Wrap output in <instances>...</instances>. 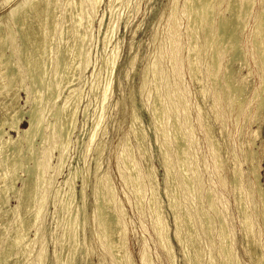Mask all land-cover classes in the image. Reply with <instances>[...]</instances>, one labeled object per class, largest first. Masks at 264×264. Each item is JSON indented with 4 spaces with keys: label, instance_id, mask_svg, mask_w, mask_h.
Wrapping results in <instances>:
<instances>
[{
    "label": "bare ground",
    "instance_id": "bare-ground-1",
    "mask_svg": "<svg viewBox=\"0 0 264 264\" xmlns=\"http://www.w3.org/2000/svg\"><path fill=\"white\" fill-rule=\"evenodd\" d=\"M13 1L14 0H3L0 8L3 5H11ZM104 1L106 0H18L10 6L7 15L4 17L8 19L7 23H2L4 22L2 20L3 18H0V95L3 101L2 104L4 105V115L0 121V173H2L1 175L4 173L3 176L0 175L1 179L4 181L0 189V212L4 209L6 210L8 207L10 201L8 194L19 190L17 192L18 196L16 195L19 204L14 208L17 214L19 212L21 213L18 227H16L12 234L10 233L3 244H0V264H10V260L13 258H15V260L11 262V264H19L21 260H23V256L27 250H29L30 247L32 248L31 241L28 238V234H30L29 230L31 228L33 229L35 226L38 227L37 225L40 224L41 213H43L47 199L54 188L55 181H57L56 178H60L59 176L61 173L63 174L64 167L66 168L68 164L67 161L70 156L69 148L73 142V135L77 130L76 128L79 123L78 119L82 118L83 120H88L89 118V110L92 106L91 104H82L81 91L84 85L83 82H85V77L88 78V76L85 75L88 71L90 72V69L93 67L89 53L94 34V19L91 16V12L97 15ZM122 1L123 0H107V5L110 9L108 11L111 15L103 39V48L106 50L112 43L116 33L118 8ZM256 7H258V9H256ZM104 14L103 16L106 17L107 14ZM250 18L254 19V24L247 41L252 44L251 52L253 56H251L254 59L255 67L259 71L261 84L260 90L255 93L249 103L253 104L256 101V113L259 114L264 109V0H173L170 16L168 18V33L170 38L166 54L164 53L165 51H160L159 54L157 53L158 56L157 58L155 57L156 60L153 61L154 63H151L152 66L147 68L143 74L142 86L140 88L142 94L145 89H148V87H146L147 85L150 88V85L147 83V77L148 80L150 79L148 74L151 71L154 74V88H156L154 90H156V92L155 94L153 93L155 95L153 96L154 100L153 103H150L152 105L148 111L149 115L152 117V125L150 126L154 128L157 134L156 136L158 138L155 137L157 139L156 143L159 142V152L161 153L160 155L163 161L162 167L165 172L164 195L168 201V209H170L174 215V220L172 218L174 230L171 234L170 226L164 217L163 209L158 198V191L156 192L153 189L149 192L150 196L147 199V203L153 218V225H151L153 226L152 228L154 229L158 244L161 246L159 247L163 249V253L164 251L167 252L172 263H176L175 260H177L174 253V244L172 242L174 237L181 248V256H183L187 264H214L213 254L211 250L209 251V249H207L210 245L206 247L210 253L208 254L210 260L206 261L204 257H206L207 252L203 249L204 247H200L197 242V237H200L199 231L195 229L196 219H198L199 227L204 229L206 234L208 233L210 235V238L215 234L213 233V229H218V231L215 230V232H218L216 239H218L217 249L219 252L217 254L220 256L219 264H240V261H238L236 257L237 255L234 254V248L236 247H234L232 242V233L230 234L231 228H229L227 221L228 217H226L227 215L224 213V209H226L224 208L225 205L223 206L224 209L219 207L221 202L217 198V193L212 188L206 187L203 181L204 176L201 171L202 169L200 170V167L203 165L200 167L198 165L197 151L199 152V150L196 151L197 145L195 146V141L198 140H195L196 126L193 123L194 119L192 120V110L186 92L188 90L186 88L184 89V85H182L181 82L183 75L179 70V65L180 63L188 61L191 79H197L196 76L202 68L205 67L207 69L209 80L212 82L213 88H215L214 95L219 99V106H225L226 112L229 115L231 114L232 118H235L234 121L237 122L235 123L236 126H238V122L245 113V93L247 90V88H245V80L248 77L251 78L254 76V69L243 47V37L249 25L248 19ZM103 19L105 20V18ZM103 19L102 21L100 20L101 22L99 23L100 33H102L101 28L103 27V22H105ZM184 21L185 26L183 24ZM118 47L119 44L116 42L113 49L110 50L109 54L104 59L101 72L96 73V71H93L91 75V79H93L91 84L94 98L98 101V104L101 103L102 107L99 112V107L95 109L94 114L91 115L93 127L89 134V147L96 142L98 132H100V126L105 121L104 111L109 97L112 96L111 94L113 93V77L115 76L114 73L119 59L118 54L120 52H118V49L121 48ZM184 50L188 51V54L186 53L188 55L187 57L184 56ZM164 56L170 58V65L168 68L164 66ZM204 61L206 62L205 64ZM235 63H239L241 67H246L248 69V73L246 76L242 77V81L237 80L235 77L236 73L233 68ZM148 66H150V64ZM167 69H172L173 74L168 72ZM222 71L224 72L223 79L220 78V73ZM167 72L170 73L173 76V80H175V82H173L174 84L172 83L173 85L170 81L171 75ZM103 74L107 75L105 79L102 78ZM149 75H151V73ZM97 79H100L101 83L103 80V85H100L102 88L97 84ZM17 83H19V85H17ZM218 86L224 89V94L222 96L220 95ZM21 90L25 91L27 95V101L25 102H27V104L29 103V106L31 104L30 109L26 112L22 111L21 107L18 106V93ZM65 90L69 92L67 96L63 94ZM147 91L145 93H147ZM147 94L149 99V93ZM150 95H152V93H150ZM146 101L150 102L152 100L148 101L146 99ZM133 103L134 111L132 115L131 131L137 143L135 145H138L137 151L146 153L148 152L146 149L148 147L145 143L147 140L146 129L142 123V117L138 113L140 110H138V106L136 105L138 102L134 101ZM251 104L249 105L251 106ZM216 107L217 106L214 105L215 109ZM249 113H251V110H249ZM206 117L204 113H200L198 114L197 121L200 126L205 128L206 132L210 134L212 129L207 122L208 117ZM23 124H27V126L23 127ZM223 127L224 129L226 128L225 120L222 122V128ZM241 132L242 130L240 133ZM13 133L16 134V137L11 135ZM122 142L124 143L120 154L121 164L128 173V179L132 184L135 200H137L139 206H146L144 202L145 191L147 189L145 190L144 187L146 185L144 186L142 184L141 171H139L138 163L133 154L134 150L132 151L130 139L127 137L125 141L123 139ZM217 146H219V144L215 146V150L218 148ZM210 147H212V145H210ZM88 150L90 149L88 148ZM97 150L100 152L101 147H97ZM215 150L213 153L212 148V153L214 154L212 167L216 174L218 173L221 185L225 186V177H223L225 171L223 174L221 173L225 167V160L221 157L219 149L217 152L220 154ZM99 152L97 153L100 157ZM54 158L55 161H53ZM252 158H254V154ZM96 165L97 169L102 167L99 168L100 164L96 163ZM152 169L154 170V168L151 167L148 171L150 173V175H148L151 176L149 179H151L152 183L148 182L153 186L155 184V180H153L155 174ZM241 169V165L240 167L236 165L232 169V181L236 186L235 190L239 187L240 179L243 177V174L242 177L240 176ZM20 171L24 173V176H19L18 173ZM78 171L77 169L76 172H70L69 178L66 179L65 183L67 186L66 191H64L65 194L64 196L61 194L63 198L61 201H58V203H60L59 210L61 212V216L59 215L60 218L57 219L59 220L58 226H61L64 232V235H62L63 239H60V246L62 247H59L60 249L63 248L66 250L67 253L65 252V256L62 258L56 259L58 261L56 264L75 263V258L82 248V243H80L78 239V230L80 231L81 227L84 225L80 219V214L83 209L81 213L80 211L77 213L74 212L77 208L74 180L77 179ZM119 171L122 172L121 169ZM252 174L254 175L256 192H254L251 184L248 183L246 189L241 188L238 192L236 191L237 194L234 196L239 212L238 214L246 230L245 237L254 239L253 227L255 226L252 218L253 211L248 207L249 203L247 204L244 193H248V201L253 203L256 208L257 205L254 203L253 195L258 193L262 203V212L264 213V190L260 184V175L256 166L253 167ZM125 177L124 175V178ZM108 178L109 177L105 176L107 181L106 185L102 186L100 183L102 187L94 192L96 196L94 218L98 221L94 222L99 223L98 228L100 230V234H97L99 236L98 240H100V244L102 243V247L107 249V253L111 256L110 258L116 261V264H135V261L133 262L130 259V255L128 258L127 252L122 251L121 253H124L123 256L120 255V257H118V252L124 250L123 248L127 246V228L122 221L126 215V211L124 210L125 208L123 209V204L120 202L118 203L119 198L117 200L118 195L116 196V191L112 186V179H110V181ZM19 181L22 182V188L17 190L16 183ZM125 184H128L127 180ZM159 186L158 184L157 187ZM209 186L213 187L212 185ZM227 187L225 186L224 188L226 189ZM147 195L148 193L146 196ZM55 196H57V194ZM53 198L55 199V197ZM183 201L189 202V206L192 202V204H194L193 206L200 204L199 206L201 207H195L197 209L195 210L196 217L191 212L192 208L190 209L187 207V204L184 205ZM11 209H13V207ZM78 210H80L79 206L77 211ZM228 210L226 209L227 212ZM17 214L15 213V215ZM27 215L28 217H26ZM5 216L6 215H4V217ZM14 218H16V216ZM86 221H88V219H86L85 222ZM11 224L7 226L9 227L8 229L11 228ZM6 225H8V223H6ZM243 226H241L242 229ZM13 227H15V225ZM36 227L35 229L38 230L39 227ZM40 228L42 227L40 226ZM37 230H35L36 233ZM40 231H42V229H40ZM8 232L6 234H8ZM4 236L5 235H3V237ZM1 238L2 236L0 234V240ZM214 238L213 241L211 239L209 241L208 239V242H213L215 244ZM58 240L56 241L58 242ZM34 241H36L35 243L37 244V240L35 239ZM233 241H235V239ZM213 243H211L212 248L216 247L212 246ZM251 243L253 242L251 241ZM41 246L40 244V248ZM253 246L252 244V247ZM35 249H32L33 252L30 249V256L31 253H34ZM44 253V249H41L38 253V264L44 263V255H46V253ZM84 253H88V251ZM255 254L257 255V253ZM149 255L150 254H148L144 247L140 254V263L153 264L151 262V256ZM258 259L257 261L261 260ZM204 260L206 262H204Z\"/></svg>",
    "mask_w": 264,
    "mask_h": 264
},
{
    "label": "rangeland",
    "instance_id": "rangeland-1",
    "mask_svg": "<svg viewBox=\"0 0 264 264\" xmlns=\"http://www.w3.org/2000/svg\"><path fill=\"white\" fill-rule=\"evenodd\" d=\"M16 1H18V0H14L13 3H11V5H13ZM2 2H3V0H0V5ZM172 3H173V0H123L121 2V4H119V8H118L119 11L117 14V23H118L117 29H116V33H115V36H114L112 43L108 46L109 51H108V49L106 50L105 48H103L104 47V44H103L104 43V41H103L104 33H105L107 26L110 22L109 17L111 15V13L108 11L110 9L107 5L108 4L107 0L103 2L100 9L98 10L97 15L94 14L93 12H91V16L94 19V31H93L94 34H93V38H92V46L90 48L89 53H90V59H91V62L93 64L92 65L93 67L90 69V72L88 71L89 73L87 72V74L85 75V76H88V78L85 77V79H84L85 82H83L84 85H83V88L81 91V96H82V100H83L82 104H84V103H85L84 105L91 104V106H92V107H90V110H89L90 115H89L88 120L87 119L83 120L82 118L78 119L79 123H78L77 128H76L77 130H76V133L73 135V138H72L73 142L71 143L70 148H69V155L70 156H69V160L67 161L68 164L66 163L67 164L66 168L64 167L63 174L61 173V175L59 176L60 178H58V177L56 178L57 181H55V185L53 188L55 191L52 189V192L48 197L49 200L47 199V203L45 205L43 213H41L42 216L40 217V220H41V221H39L40 224L37 225L39 228L35 226L36 228H38V230L35 229V227H33V229L32 228L30 229L31 232L29 230L30 234H28L29 235L28 238L31 241L32 248L30 247L29 250H27V252L23 256V260H21V262L19 264H21L22 262H23L22 264H24V263L25 264H29V263L30 264H32V263L38 264L37 255L41 249H44V252L46 253V255H44L45 261H43L44 262L43 264H56V263H58V261L56 259L62 258L67 253V251L64 250L63 248L60 249V247H62V246H60L61 245L60 241L63 239L62 235H64V232L62 230L63 228L61 229V226H58L59 220H57V219L60 218V216H61V212L59 210L60 209V207H59L60 203H58V201H61L63 198L61 194H63V196L65 194L64 191H66V189H67V186L65 183H66V179L69 178L70 172L71 171L76 172L77 169L79 170L78 176L76 177L77 179L74 180V185H75V189H76L75 194L77 196L76 197L77 208L74 210V212L77 213L80 211V213H81V211L83 209L82 213L80 214V219L84 225L86 223L87 224L85 225V227L83 225L81 227L80 231L78 230V233H79L78 239L80 240V243H82L81 244L82 248H81V251L79 252V254L77 255L78 257L76 256V258H75L76 264H116L115 263L116 261L113 260V258H110L111 256L107 253V249L105 247H102V245H101L102 243L100 244V242H99L100 240H98L99 239L98 235L100 234L99 233L100 230L98 228L99 223H96L98 221H96L94 218V210H95V206H96L95 205L96 196L94 195L95 194L94 192H96L95 190L106 185L107 181L105 179V176L109 177L108 178L109 180L112 179V181L111 180L110 181L113 182V185H112V183H111V185L114 187V189L116 191L115 192L116 196L118 195L117 196V200L119 198L118 203L120 202L121 204H123L122 205L123 209L125 208L124 210L126 211L125 217L127 216L126 218L124 217L122 220L123 223L125 224L124 226H126V228H127V229L125 228L126 233H127L126 234L127 235L126 236V242H127L126 245L127 246L125 248H123L124 250H121L120 252H118V254H119L118 257H120V255L123 256L124 253H121L122 251L127 252L126 254L128 255V258L130 255V259L133 262L135 261L134 262L135 264H141L140 263L141 262L140 261V254H141V251L143 250V248L145 247L148 254H150L149 256H151V259H152L151 262L153 264H187V262L185 261L183 256H181L182 255L181 248H180L179 244L176 242V240L174 239V237L172 239V242L174 244V248H175L174 253H175L177 260H175L176 263L171 262L172 260L170 259L167 252L164 251V253H163V249L160 248L161 246L158 244V240H157L156 235L154 233V229L152 228L153 227L152 226L153 225V223H152L153 218H152L151 211H149L150 209H149V206L147 203V199L150 196L149 192L154 189V191H156V192L158 191L157 194L159 193L158 198H159L160 204H161L162 209H163L164 217L168 221L167 223L170 226V229H171L170 234L174 230V226L172 223L174 220V215L172 214L170 209H168L169 208L168 201H167L166 196L164 195L165 194V183H164L165 172H164V168L162 167L163 161H162V157L160 155L161 153L159 152L160 151L159 142L156 143V140H157L156 138H158V137L156 136L157 134L155 133L154 128L152 126H150V125H152V119H151L152 117L149 115L148 110L152 105L150 103H153V100H154L153 96H155L154 94L156 92V90H154L156 88H154L155 87L154 79H153L154 74L152 71L150 72L151 75H149L150 73L148 74L150 81L148 80V77H147V83L150 85V88L148 85L146 86V87H148L147 90L148 91L150 90V91L148 92L146 89L144 91V93L146 91H147V93H149V99H148L147 93H145L146 94V96H145L144 93L142 94V92H140L141 91L140 88L142 86V79H143L144 71L147 68L152 66L151 63H154L153 61L156 60L160 51H165L164 53L166 54V51L168 49L169 38H170V35L168 33V20H169L168 18L170 16V10H171ZM11 5L1 6L0 18H3L2 20L4 21L2 23H7L8 19L4 18V17L7 15ZM256 9H258V7H256ZM104 13L107 14L106 17L103 16ZM102 16H103V18H105V20L102 18ZM102 19L105 22H103L104 24H103V27L101 28L102 33H100L99 23L102 21ZM183 24L185 26V21L183 22ZM248 24L249 25H248L246 32H245V35L243 37V47L245 48L249 62L254 69V76H252L253 78L248 77L245 80V82H246L245 88H247L246 93H245V98H246L245 106H244L245 107V113L241 117L240 121L238 122V124H237L238 126H236L237 122L234 121L235 118H232L231 114L229 115L226 112L225 106L224 107L219 106V104H218L219 99L214 95L215 88H213L214 86L212 85V82L209 80L208 71L205 67L202 68L201 71L199 72V74L196 76L197 79H191V77L189 75V67H188V63H187L188 61H186L185 63H180L179 70H180V72H182V75H183L182 80H181L182 85H184L183 86L184 89L186 88L188 90V91H186V90L185 91L188 94L187 96H188L189 103H190L191 110H192V120L194 119L193 123L196 126L195 127L196 128L195 140L196 139L199 140V141L198 140L195 141L197 143V144L195 143V146L197 145L196 151L199 150V152L197 151V153H198L197 156H198V161H199L198 165H199V167L201 165H203L200 167V170L202 169L201 171L203 172V176H204L203 181H204V184L206 185V187L212 188L213 190H215L217 193L216 194L217 198L220 200L221 203L223 202L222 204L219 202L222 205L221 206L219 204V207L223 208V206L225 205L224 208H226L227 210L229 209L227 212L226 209L223 208L226 211V212L224 211V213H226L225 215H227L226 217H228L227 221L229 224V228H231L230 234L232 233L231 234L232 242L234 244V247H236V248H234V250H235L234 254L237 255L236 257L238 258V261H240L239 262L240 264H258V263L264 264V248H263L264 247V213L262 212L263 208H262L261 199H260L258 193L253 195L254 196V203L257 205V208H256V207H254L253 203L248 201V198H247L248 193L247 192L244 193L245 197L243 196L247 200V204L249 203L248 207H250V209H252V211H253L252 218H253V223L255 226V227H253L254 228L253 230L255 231V232L253 231V233L255 235L254 239L256 240L255 241L252 238L254 240L253 241L251 238L245 237L246 236L245 235L246 230H245L244 226L242 225L240 216L238 214L239 212L237 209V204H236L235 196H234L235 194H237V192L241 188L246 189L248 183L251 184L254 192H256V184H255V180H254V175L252 174V170H253L254 166L257 167V171L260 175L259 181H260V184L262 186V189L264 190V109L259 114H257L256 113V111H257L256 105H255L256 101L253 104L249 103L252 100V98L254 97L255 93L260 90V84H261L260 74H259V71L257 70V68L255 67L254 59L252 57L253 56V53L251 52L252 51L251 50L252 44H251V42L249 43L247 41V38L252 31L254 19L253 18L248 19ZM137 27H138V29H137ZM99 33H100V35H99ZM116 42L119 44V47H121V48L118 47L119 48L118 52H120L121 54L120 53L118 54L119 59H118V63L116 66L115 73H114L115 76L113 77V79H114L113 91H112L113 93L111 94L112 96H110L111 98L109 97L108 103L106 105V109L104 111L105 112V119H104L105 121H104V123H102L103 125L101 124V126H100V129H102V130L99 129L100 132H98V137H97V140L95 142L96 144L94 143V145L92 144L91 147H89L88 146L89 134H90L92 127H93V119H92L91 115L94 114L95 109H98V107H99V109H98V112H99L101 110V107H102L101 103L98 104V101L95 100V98H94V95L92 92V84H91L93 79H91V75H92L93 71H96V73L101 72V67L103 65L104 59L109 54L110 50L113 49ZM105 52H106V54H105ZM183 53H184L185 57L188 56L187 50H184ZM169 59L170 58L168 56L167 57L164 56L163 63H164L165 68H168V66L170 65ZM205 61H206V59H205ZM205 61H204V64L206 63ZM131 62H133V63H131ZM149 64H150V66H148ZM94 66H96V67H94ZM233 68L235 69L234 71L236 73V76H235L236 79L239 81H242V77L247 75L248 69L246 67H241L239 63H235L233 65ZM167 71L170 72L171 74H173L172 69L171 70L167 69ZM170 73H168V74H170ZM106 76H107L106 74H103L102 78L105 79ZM223 77H224V72L222 71L220 73V78L223 79ZM199 79H200V81H199ZM247 79L250 81H248ZM170 81H171V84L173 82H175V80H173L172 75L170 76ZM251 81H252V83H251ZM248 83H250V84H248ZM97 84L99 85L100 88H102V86H100V85L101 84L103 85V80L101 83V80L97 79ZM151 84H153V85H151ZM17 85H19V83H17ZM218 88L220 91V95L222 96L224 94V92H223L224 89H223V87H219V86H218ZM153 90H154V92H153ZM65 92L63 94L65 96H67L69 94V92L67 90H65ZM0 93H1V91H0ZM150 93H152V95H150ZM18 95H19L18 96V98H19L18 99V106L21 107L22 111H24V112L28 111L30 109L31 104L29 106L28 105L29 103L27 104V102H25V101H27V95L25 94V91L21 90L18 93ZM150 96H152V97H150ZM145 97H147V98H145ZM146 99L148 101H150V100H152V101L147 102ZM133 100L135 102H138L136 104L138 106V110L140 109L138 111V113L142 117V118L141 117L140 118L143 120V121L142 120L141 121L144 124V127L146 129V133H147V140L145 143H146V146L148 147V148H146L148 152H146V153H141V152L137 151L138 145H135L137 143H136L135 138H133L134 136H133L132 131H131L132 115H133V111H134L133 110L134 109V106H133L134 101ZM2 103H3L2 97L0 95V121L2 120L3 115H4V113H3L4 105ZM149 104H150V106H149ZM249 104H251V106ZM25 105L26 106L28 105L29 107L28 106L26 107ZM214 105L217 106L216 109L214 108ZM141 106H143V107H141ZM24 107H25V109H24ZM249 110H251V113H249ZM200 113L201 114L204 113L208 117L207 122L212 129L210 134L207 133L206 129L202 128L197 121L198 120V114H200ZM249 114H251V115H249ZM224 120L226 121V128L225 129H224V127L222 128V122ZM26 126H27V124H23V127H26ZM82 126H83V128H82ZM105 127H107V128H105ZM236 128H237V130H236ZM241 130H242V132L240 133ZM104 131H105V133H104ZM129 133H130V137H129ZM239 134H240V136H239ZM11 135L13 137L14 136L16 137V134H14V133ZM125 136H126V138L128 137L130 139L132 151L134 150L133 154L135 155L136 162L138 163L139 171H141L140 173H141V181L143 182L142 184L144 186L146 185L144 187L145 190L147 189L146 190L147 192L145 191V202H144V204H146V206L145 205H143L142 207H141V205L139 206V204L137 203V200H135L136 198L134 197L135 195L133 193V189H132L133 187H132L131 182L128 179V173L126 172L125 168L121 164V155L120 154H121L122 146L124 143L122 141H123V139H124V141L126 139ZM214 138L216 141L214 140ZM131 139H133V140H131ZM212 140H213V142H212ZM216 142H217V144H216ZM209 144L212 145V147H210ZM218 144H219V146H217L218 148L215 150V146ZM213 145H214V147H213ZM97 147H101L100 152L97 150ZM103 147H104V149H103ZM88 148L90 150H88ZM212 148H213V153H214V150L217 152L219 149V152L221 154L219 152H217V153L220 154L221 157L225 160V167H224L223 172H221V173L223 174L225 171V173H224L225 175L223 174V177H225L224 178L225 179L224 185L226 187L228 186L226 189L224 188L225 186L221 185L220 179L218 177V173L216 174L215 170L212 167L213 166V160H214V158H213L214 154L212 153ZM97 152H99L100 157H99ZM101 154H102V156H101ZM144 154H146V155H144ZM253 154H254V158H252ZM54 156H55V154H54ZM148 157H149V159H148ZM200 160H201V164H200ZM53 161H55V158ZM98 161H99V163H98ZM119 161H120V163H119ZM96 163L100 164L99 168L101 166L102 167L100 169H97ZM236 165L239 167H240V165L242 166L240 176L242 177V174H243V177L240 179L241 181L239 183L240 184L239 187H237V189L235 190L236 186L233 184V181H232V179H233L232 169ZM118 166H121V167H118ZM149 167L154 168V170L153 169L152 170L154 171L153 173L155 174L154 177L156 176L155 178L153 177V180H155V184L153 185L154 188L151 184L152 183L151 179H149V178H151V176H149L150 173L148 172L150 169ZM119 168L121 169L122 172L119 171L120 170ZM89 172H90V174H89ZM22 173L23 172L20 171L18 173L19 176H24V173H23V175H22ZM1 174L2 173H0V175ZM3 175H4V173H3ZM3 175H1V176H3ZM102 175H104V176H102ZM124 175L126 176L125 178H124ZM83 177H84V179H83ZM145 177L147 180L145 179ZM99 179H101V180H99ZM124 179L127 180V183H128L127 185L125 184L126 180H124ZM148 181L151 183H149ZM156 182H157V184H156ZM3 183H4V181L0 177V189L2 188ZM21 183L22 182H20V181L18 183H16L17 190L22 188ZM100 183L102 184V186L100 185ZM147 184L148 185L150 184L149 185L150 187ZM158 184L160 185L159 187H157ZM209 185H212L213 187H211ZM58 187H60V188H58ZM82 188H83L84 192L86 190L85 193L82 191ZM57 189H59V190H57ZM18 191L10 192V194H8L9 195L8 197L11 201V202L9 201V204L7 207L8 209L6 208V210L4 209L2 211L5 213L0 212V215H2V216H0V217H2V218H0V234L2 236V238L0 240V244H3L6 241V238L10 235V233L12 234L15 231L16 227H18V224L20 222L19 217H21V213L19 212L17 214V211H15L16 206H18V204H19L18 199H17V196H18L17 192ZM53 192H54V194H53ZM13 193H14V195H13ZM147 193H148V195L146 196ZM56 194H57V196H55ZM59 194L61 195L60 198H59V196H60ZM52 196L55 197V199ZM192 203H190V206H189V202H184L183 204L184 205L187 204L186 206L189 207L190 209L192 208L191 212L196 217L195 210H197V209L195 207L199 208L201 206H199L200 204L199 205L196 204L195 206H193L194 204H192ZM227 203L229 204V207H228ZM78 206H79L80 210L77 211ZM12 207L14 210L11 209ZM14 212L17 215H15ZM7 214H11V215H7ZM4 215H6V216L4 217ZM13 215H14V217L16 216V218H14ZM84 215H85V217H84ZM26 217H28V215ZM81 217H83V218H81ZM86 217H88V218H86ZM172 218H173V220H172ZM18 219H19V221H18ZM86 219H88V221L85 222ZM56 220H57V222H56ZM196 220L197 221H196L195 229L199 231L198 233L201 237V238L199 236L197 237V242L199 243L200 247H204L203 249L206 250V252H207V255H206V257H204V259L206 261L210 260L209 259L210 257L208 254H210L209 251L211 250V253L213 254L212 256L214 257L213 262L215 261L214 264H219L220 263V261H219L220 256H219V254H217L219 252L217 249L218 248L217 247L218 239H216L218 232H215V230L218 231V229L217 228L213 229L214 230L213 233H215L216 235L212 233L213 235L210 238V235L208 233L206 234L205 230L201 229V227H199L198 219H196ZM9 221H10V224L12 223L10 229H8L9 227H7V226H10ZM11 221H13V222H11ZM94 221H96V222H94ZM6 223H8V225H6ZM14 225H15V227H13ZM40 226L42 228H40ZM241 226H243V229ZM6 229L8 231L9 230L10 231L8 232ZM40 229H42V231H40ZM35 230H37V233L35 232ZM96 230H99V231H96ZM201 230L203 231V233ZM6 231L8 232V234H6L7 233ZM3 232H4V234H3ZM38 232H40V233H38ZM55 232H57V233H55ZM35 233H36V235H35ZM257 233H258V235H257ZM3 235H5V236L3 237ZM38 236H39V238H38ZM205 236H207V237H205ZM258 236H259V238H258ZM213 238H214L215 244L213 242H208V239H209V241H210V239L213 241ZM35 239L37 240V244L35 243L36 241H34ZM127 239H128V241H127ZM234 239H235V241H233ZM56 240H58L59 243ZM251 241L253 243H251ZM200 243H203V244H200ZM211 243L214 244V245L212 244V246H216V247L212 248ZM40 244L42 245L41 248H40ZM252 244L254 245L253 246L254 248L252 247ZM208 245H210V246L208 247ZM247 245H248V247H247ZM83 247H84V249H83ZM206 247H208L207 249H209V251L206 249ZM33 248L34 249L36 248V249L34 250V253H31V256H30L29 251L31 249V251L33 252V250H32ZM214 248L216 249V252H215ZM236 249H237V251H236ZM87 251H88V253H84ZM252 253H253V256H252ZM255 253H257V255ZM32 254H34V255H32ZM59 254H61V255H59ZM258 255H259V257H258ZM26 257L28 258L29 262H28ZM29 257L32 261L29 259ZM256 257H257V259L259 258L258 260H260V259L261 260L257 261ZM14 260H15V258L11 259L10 264H11V262H14ZM205 260H204V262H206ZM75 263H73V264H75ZM117 264H120V263H117Z\"/></svg>",
    "mask_w": 264,
    "mask_h": 264
}]
</instances>
